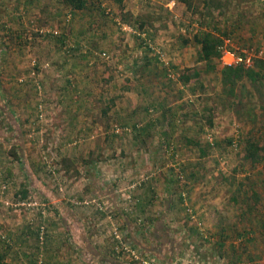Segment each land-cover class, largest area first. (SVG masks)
<instances>
[{
  "label": "rangeland",
  "instance_id": "obj_1",
  "mask_svg": "<svg viewBox=\"0 0 264 264\" xmlns=\"http://www.w3.org/2000/svg\"><path fill=\"white\" fill-rule=\"evenodd\" d=\"M173 1L174 5L171 4L172 0H101L106 14L96 13L88 25L92 18L85 12L71 13L66 9L49 7L52 12L48 13L44 8L51 0H40V3L37 2L40 6L31 2L30 10L23 13L26 26L13 18L14 11L13 14L10 12L9 23L14 25L12 31L17 32L7 33L2 27L6 23L0 20V148L6 144L5 150L11 154V158L19 151L26 150L35 155L37 150L38 155H45L48 164L54 169L66 166L70 176H75L79 158L73 163V159L59 153H70L69 148L77 146L78 141L62 140L61 134L76 129L82 117H90L96 122L100 120L102 131L106 130L104 127L107 124V130L118 135L112 138L114 144L105 139L92 143L93 146L106 148L113 144L114 148L126 147L129 139L140 141V146H145L147 141H143L141 136L125 137L132 134V123L140 115L169 118L175 124H163V131H170L171 125H175L176 130H181L184 139L196 138L199 148L209 144L203 156H199L198 151L181 153L183 150L175 146V139L159 146L165 153L163 156L143 157L118 153L117 158L123 163L133 160V180L136 185L151 174L157 175L164 185L171 183L177 203L172 204L169 198L164 205L163 198L154 197L157 199L156 205L160 203L161 207H165V214H169L165 215V230L159 218H155L154 228H149L148 232L142 231L141 235L139 232L133 235L140 237L137 240L122 233L116 227V222L107 218L110 223L108 252H99L98 246L93 248L85 240L77 243V238L72 234L70 251L60 252L62 260L55 258L48 261L42 248L47 234L46 223L50 220V217L48 221L46 219L47 210L51 204L29 195L28 188L15 190L16 194L25 196L24 199L39 202L38 206L33 207L14 206V202L23 199L19 197L5 202L18 211L39 214L40 223L36 227L39 249L36 257L26 259V262L2 260L1 263L264 264V229L260 228V224L264 223V163H259L251 170V181L243 179L241 172V169L246 168L241 162L243 137L247 131L252 129L260 142H264V88L261 96L257 93L252 98H244L245 101L251 100L253 109L244 104L237 112L219 98L220 81L217 74L211 72L201 77L205 87L197 89L199 97L187 92L186 98L178 101L180 96L176 92L175 80H168V73L171 72L164 75V69L173 70L175 78L184 68L199 64L196 61V47L191 42L185 43V39H191L199 28H206L210 20H204L198 12L193 11L195 6H202V0H187L190 2L189 8L180 0ZM242 1H247V4L241 10L244 13L241 22L237 21L231 26L233 19L236 21L237 11L230 7L223 15L232 14L229 23H222L223 18L220 16L213 20L220 30L227 28L230 31L232 28L234 34L230 35L229 46L238 52L249 44L259 45L260 40L264 39V5L257 0ZM55 6L59 4L55 2ZM18 33L20 37H16ZM54 34L60 36L63 43ZM148 43L154 49H150ZM3 53L10 57L2 62ZM13 57L19 59L14 61ZM146 60L149 62L146 63ZM143 86L153 91L143 92ZM154 96L155 100L163 97L165 103L173 108L184 103L187 98L192 100L185 103L183 109L174 108L175 114L169 117V111L161 110L154 103L149 104L146 110L139 107ZM86 103H90L88 108H84V105H88ZM8 115L13 116L14 121ZM208 117L212 119L211 126L207 125ZM17 123L26 133L25 137L17 135ZM135 128L139 129L138 126ZM48 129L52 136H56L55 139H49L44 134L38 141L25 140L35 131L43 134ZM228 139H232L233 143H229ZM29 142L35 147L30 148ZM16 143L21 144L22 150L16 149ZM41 155L37 158L43 160ZM63 158L66 161H62ZM100 158L103 160L104 156ZM15 164L20 172L18 181L23 179L28 185L29 165L25 160L16 161ZM160 168L167 173L164 175ZM2 182L6 183L7 188L0 191L5 192L9 183ZM239 182L249 192L256 189L261 200L249 219H243L242 225L239 223L231 227L228 222H233L236 218L234 215L238 213L231 196ZM137 220L142 221L140 218ZM139 223L136 221L134 227L139 226ZM221 225L225 227V234L232 237H227L223 240L224 244L219 246L218 232ZM243 226L254 230L249 234L252 238L246 241L242 236H235ZM34 259L35 262H32Z\"/></svg>",
  "mask_w": 264,
  "mask_h": 264
},
{
  "label": "crops",
  "instance_id": "obj_2",
  "mask_svg": "<svg viewBox=\"0 0 264 264\" xmlns=\"http://www.w3.org/2000/svg\"><path fill=\"white\" fill-rule=\"evenodd\" d=\"M257 1L259 2L260 0ZM246 2L247 1L243 2L242 0H227L228 7L225 13L230 8H235V12L237 11L236 14L241 13L244 5L247 4ZM260 2L264 5V2ZM0 5L2 8L0 20L3 23L7 22L11 28H14V25L9 23V15L10 12L14 11V6H18L20 9L26 7L28 10L32 7L30 1L24 3V0H0ZM33 5H35V3ZM231 15L223 17V19H227H225V23H229L228 20L231 18ZM17 20L22 26L24 25L25 18ZM263 43L264 39H261L259 45H256L258 44L256 43L254 46L251 45V47H256L258 50ZM9 57L10 56L7 57V54H5V56H2V59L6 61ZM13 58L14 61L19 59L18 57ZM175 87L178 96L181 94L178 101H183L187 93L185 87L178 82L175 83ZM142 88L145 87L143 86ZM151 90L152 88L150 90H146L145 88L143 92ZM195 93L198 94L197 92ZM154 95L156 96V94ZM155 96L149 98L147 101L145 100L143 102L145 104L141 105V103L139 107H143L146 110L149 104L154 103L155 106L157 105L160 109L167 112L168 108L175 110L176 108L179 109V107H182V105H176V108L174 107L175 109L172 106L171 108L165 103L163 97L155 100ZM86 104L88 105H84V108L90 106V103ZM169 117L172 116L169 114ZM15 120L17 121L16 117ZM131 120H133V118H131ZM132 124V134H127L125 137L129 138V136L132 135L141 136L143 141H147L145 146H140V141H132L129 139L131 143H127L126 147L121 146L118 148L115 146L114 148V141H112V138L118 135L110 132V130L108 131L107 124L104 127L107 131H102L100 120L96 122L90 119V117H82L78 126H76V129L73 131H64V133L61 134L62 140L78 141L77 146L73 145V147L69 148V150H71L70 153L64 151L59 153V155L65 156V158L73 159V163L77 157L79 158V162L75 166L76 168L74 167L77 170L75 176H70L69 168L66 166L61 165V167H56V169H54L53 166L48 164L45 155H38L39 151L37 150L35 155L29 150V153L26 150H23L24 153L21 151L16 153L17 151H15L16 155L14 158H11V154L5 150L6 144L0 148V189L2 181L9 183L7 191H0V263L2 260H4V262L11 260H30L34 256L36 257L39 249V245L36 241V227L38 223H40L39 214L35 215L25 210L21 212L13 208L12 205H7L5 203L7 200L10 202L14 201L16 197L25 198V196L16 194L17 191L15 190L19 188H28L27 193L29 192V195H34L48 205L51 204L50 208L47 210L46 219L48 221L50 217V220L46 223L47 234L42 248L45 249V255L47 254L48 261L52 259L55 260V258H61L62 260L60 252L64 253V251H70V238H72V234L77 238L75 239L77 243H81L82 240H85L88 241L93 248L98 246L99 252H108L109 249L107 248L110 235L108 229H110V223L107 218H112V220L116 222V227L118 226V229L121 230L122 233H127L130 238L137 232L141 235L142 231L148 232L149 228H154L155 218H159L161 227L165 230L164 222L169 214H165V207H161L160 203L156 205L157 199H154V197L163 198L165 201L164 205L167 204L170 198L172 199L171 203L175 205L177 203L175 200L176 194H173L171 183L164 185L162 183L163 180L161 181L159 176L151 174L144 182L136 185V181L133 180V160L130 163L128 161L123 163L118 160V153H128V156L130 154L143 157L163 156L165 153L162 147L159 146H161L163 142L172 141V139H175V146L182 149L183 151L180 152L183 154L186 152H196L197 146L184 139L183 134L180 132L181 130H176L177 127H175V125H171L170 131H163V124H175L169 118L162 119L140 115ZM17 125L20 128V123H17ZM160 125L161 128H159ZM136 126H138L139 129L135 128ZM19 128L17 135H19L20 138L25 137L26 133ZM31 134L32 135H29L30 138L27 137L25 140L38 141L43 138L42 136H44V134L49 139H55L56 137L52 136L53 134L49 129L43 132V134H39L37 131ZM172 136L175 137L172 138ZM105 139L111 141L113 144H109V147L106 148L101 145H92V143H97L98 140L101 141ZM21 144H25V142H21ZM21 144L16 143V149L22 150ZM29 146L30 148L35 147H32L30 142ZM62 147L64 148V146ZM40 155L43 160L37 158ZM103 156L104 159L102 160L100 157ZM23 160L29 165L28 172L30 175V183L28 185H26L23 179L18 181V173L20 172L17 170V164L15 163L16 161ZM142 168L144 167L142 166ZM160 169L162 171V168ZM162 172H164V175L167 173L166 170ZM49 173H56V175L52 176ZM21 176L19 178H21ZM158 189H160L161 192ZM13 191H15L14 194H12ZM170 191L172 193H170ZM132 194L135 195L133 196ZM171 203L168 205L171 206ZM169 213H171V211ZM137 217L142 221H138ZM136 221L140 222V225L134 227ZM114 234L116 235V233ZM133 237L135 240L140 238L139 236L138 238L135 236ZM104 260L106 259L104 258ZM31 261L35 262V259Z\"/></svg>",
  "mask_w": 264,
  "mask_h": 264
},
{
  "label": "trees",
  "instance_id": "obj_3",
  "mask_svg": "<svg viewBox=\"0 0 264 264\" xmlns=\"http://www.w3.org/2000/svg\"><path fill=\"white\" fill-rule=\"evenodd\" d=\"M28 1L35 3L37 7L40 6L37 3V2L40 3V0H24V3ZM180 1L186 3L187 8L190 7V2H186L187 0H180ZM55 2L58 3L59 6H55ZM49 7L53 9L57 7L60 9H66L68 12L71 13L72 11L85 12L86 15L91 16L92 18L89 19L88 25H90V22L94 19L96 13L100 12L102 14H106V12L104 11L106 9L102 6L101 0H51V2L48 3V5L45 4V8H44L45 11L51 13L52 10L49 9ZM227 7H228L227 0H202L201 7L198 8V6H195V9L193 11L198 12L202 18H205L204 20H210L209 23L207 22L208 26L206 28L205 27L204 29L199 28L198 31L193 33L191 39H185V43L191 42L196 47L197 49L196 61L197 64L198 63L199 64L184 68L179 72V74L176 75L175 77L176 79L174 78L175 75L173 70H170L169 68L167 69V67L164 69L165 71L164 75H166L167 72H171L173 76L172 75L170 77L168 76L169 77L168 80L171 81L175 80V83L178 82L180 85L184 86L187 92H189L190 94L196 97H199L200 96L199 93L196 95L195 92L198 91L197 89H202L205 87V84L201 79L202 75L211 72L216 73L219 78L220 87H221L219 92V98L223 101V103L227 105V107L234 108L238 112V109L244 106V104L247 105L248 108L253 109V106L250 104L251 100L249 99L245 101L244 99L245 97L252 98L251 96L257 93L258 96H261L263 93L262 88H264L263 86L264 59L254 58L252 61L253 62L252 65H248V66L244 65L243 63L233 64V65L220 64L219 57L221 51L219 49V46L222 43V37L224 35L225 36L229 35V37H231L230 35H232L233 30L232 28L230 31L227 28H225L224 30H220L216 22H213V20L216 16H220L221 18H223V15ZM14 11L16 16L15 17L13 15L14 19L21 20L22 18H26L23 13H26L28 11V8L26 9V7H24L23 9H20L18 6H14ZM59 12L60 11H58L57 14H59ZM243 14H244L243 12L237 14L236 21L234 19L232 21V25H231L232 27L234 23L242 20ZM225 19H223L222 22H225ZM199 22L202 23V21L200 20ZM2 27L5 28L7 33L17 32V31H12V28L9 25H7V22L6 24H3ZM87 32L89 33V30ZM20 36H21L20 33L16 35V37H20ZM53 36L57 39H59L60 37L55 34ZM59 40L61 43H63L61 39ZM20 43H22V41H20ZM246 47H251V45H248ZM146 50L148 51L149 49ZM5 53H3L4 56ZM147 62H149V60H146V63ZM191 100H192L191 98H187L186 101L180 105L183 106L185 103L188 104V102H191ZM179 109H183V107H179ZM168 111L171 114V116H173V114H175L176 112L175 110H171V109H168ZM209 117L207 119V125L211 126L212 119ZM8 118L9 119L11 118V120L13 121V117L11 115L10 117L8 115ZM232 139H228V142L231 143ZM243 139H244L243 140L244 145H243V154H242L241 163L246 168L241 169L242 170L241 172L243 174V179L247 178L248 180L251 181L253 180L249 176L251 170H253V168H255L259 163H264V142L263 143L260 142L261 140H259V138H257L252 133V129H250L249 132L247 131ZM186 140L188 142H192V144L197 146V151L199 156H203L206 154V148L209 146V144L207 145V147L204 146L199 148V142L196 138L193 139L192 137L190 138L187 137ZM64 160L66 161L65 158H63L62 161ZM192 174L193 173H191L190 175ZM231 178L234 177L231 176ZM2 183L4 182H1V184ZM254 183H250V185L255 186ZM241 186L242 185L239 182V185L237 184L236 190H234V193L231 196L233 205H236L238 210V213H236L237 215H234L236 217L234 221L231 223L228 222L229 226L231 227H235V225L239 223H241L242 225L243 219L245 220L249 219L252 210H255L254 208H256L257 204L261 200L260 194L256 189L249 192L248 188L245 189L244 187L242 188ZM220 228H221L220 232H218L219 246L221 244H224L223 240H226L227 237H232V235L227 236L225 234V227L223 225H221ZM260 228L264 229V223L260 224ZM253 231L254 230L252 228L250 229L243 226L242 229H240V231L236 232L235 236L237 237L242 236L246 241L252 238L251 236H249V234H251V232Z\"/></svg>",
  "mask_w": 264,
  "mask_h": 264
},
{
  "label": "built area",
  "instance_id": "obj_4",
  "mask_svg": "<svg viewBox=\"0 0 264 264\" xmlns=\"http://www.w3.org/2000/svg\"><path fill=\"white\" fill-rule=\"evenodd\" d=\"M264 2V0H260ZM171 4L174 5V1L172 0ZM119 24L122 25V23L117 20ZM147 41H145L146 44ZM231 39L230 37L226 36L222 38V43L219 46V49L221 51L219 61L221 65H233V64H239L243 63L244 65H251L253 59L255 56H258L262 59H264V43L263 45L257 50L256 48L253 47H245L242 48L241 51H235L232 49L230 45ZM148 46L150 47V43H148ZM154 49V47H150V49ZM169 76H171V73H168ZM7 188L6 183L1 184V189L5 190ZM39 202L36 200H27V199H22L19 201H16L13 203L14 206H23V207H33V206H38ZM41 233H43V230H41ZM134 255V251H130Z\"/></svg>",
  "mask_w": 264,
  "mask_h": 264
}]
</instances>
